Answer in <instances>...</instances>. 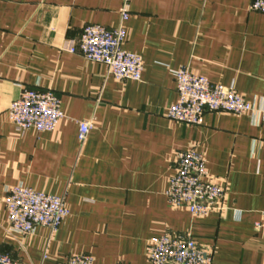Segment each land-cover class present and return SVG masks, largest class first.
Listing matches in <instances>:
<instances>
[{"label": "crops", "instance_id": "1", "mask_svg": "<svg viewBox=\"0 0 264 264\" xmlns=\"http://www.w3.org/2000/svg\"><path fill=\"white\" fill-rule=\"evenodd\" d=\"M254 0H129L124 51L139 55V81L67 52L87 25L116 29L123 0H0V252L17 264H148L151 239L189 235L212 264H264V121L204 113L199 125L168 118L173 72L186 67L234 89L264 111V13ZM22 89L52 91L63 118L50 132L17 133L7 110ZM92 130L82 147L78 123ZM195 149L220 209L195 217L165 197L175 155ZM22 186L60 197L55 233L7 234L3 198ZM260 224L258 229L255 224Z\"/></svg>", "mask_w": 264, "mask_h": 264}, {"label": "built area", "instance_id": "2", "mask_svg": "<svg viewBox=\"0 0 264 264\" xmlns=\"http://www.w3.org/2000/svg\"><path fill=\"white\" fill-rule=\"evenodd\" d=\"M128 3L129 0H123L119 27L110 30L99 25H87L79 38L67 47L68 53L103 65L117 81H139L143 71L142 58L122 48L125 38L123 23L129 16ZM249 9L264 13V0H254ZM173 77L177 100L168 109L167 116L175 122L199 125L204 113L216 112L256 114L264 121V111L253 109L232 88L213 85L186 67L174 71ZM7 116L17 133L29 130L50 132L63 118L59 99L52 91L29 89H22L18 99L8 107ZM77 125V141L82 147L92 125L88 121H81ZM174 162L175 172L165 192L168 205L174 209L183 208L195 217H205L220 209L224 190L208 180L205 157L195 149H189L176 153ZM3 203L7 213L5 232L9 235L28 236L36 227H44L55 233L69 215L60 197L22 186L8 187ZM254 226L258 229L260 224ZM146 257L148 264H212L213 259L212 249L198 245L189 235L168 234L148 242ZM0 264L17 262L0 252ZM64 264H94V260L88 254L73 255Z\"/></svg>", "mask_w": 264, "mask_h": 264}]
</instances>
